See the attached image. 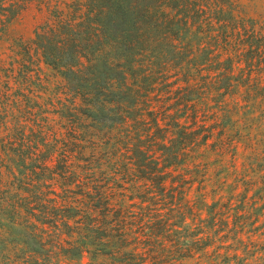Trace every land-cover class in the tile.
<instances>
[{
	"label": "trees",
	"instance_id": "obj_1",
	"mask_svg": "<svg viewBox=\"0 0 264 264\" xmlns=\"http://www.w3.org/2000/svg\"><path fill=\"white\" fill-rule=\"evenodd\" d=\"M256 4L0 0V264L264 262Z\"/></svg>",
	"mask_w": 264,
	"mask_h": 264
},
{
	"label": "rangeland",
	"instance_id": "obj_2",
	"mask_svg": "<svg viewBox=\"0 0 264 264\" xmlns=\"http://www.w3.org/2000/svg\"><path fill=\"white\" fill-rule=\"evenodd\" d=\"M256 3H257L256 5L258 6V10L263 11L264 10V0H256ZM25 32H26L27 36H29L31 34V32H32L31 22H28L27 29ZM263 222H264V218L262 219V222L260 224H262ZM256 238H254V239H256ZM260 241L262 243V239ZM253 253L256 254V251H253ZM240 255H241V259H239L237 263H240V262L243 263L244 262L245 264H264L263 261L259 260L260 257H262V254H256V256L249 257L247 260L243 259V258H246V256L244 254H242L241 252H240Z\"/></svg>",
	"mask_w": 264,
	"mask_h": 264
}]
</instances>
